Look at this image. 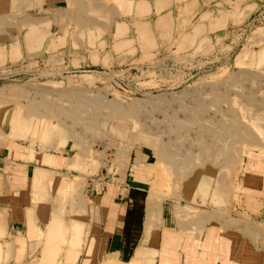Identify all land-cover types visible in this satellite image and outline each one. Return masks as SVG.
Returning <instances> with one entry per match:
<instances>
[{
	"label": "rangeland",
	"instance_id": "obj_1",
	"mask_svg": "<svg viewBox=\"0 0 264 264\" xmlns=\"http://www.w3.org/2000/svg\"><path fill=\"white\" fill-rule=\"evenodd\" d=\"M39 1L0 0V145L82 151L90 174L73 178L83 181L67 190L75 199L92 193L89 175L130 168L135 150L157 168L147 196L162 209L187 203L185 184L216 169L232 184L245 150L264 154V0L134 14L127 0ZM234 188V203L192 202L218 232L229 225L235 240L264 244Z\"/></svg>",
	"mask_w": 264,
	"mask_h": 264
},
{
	"label": "crops",
	"instance_id": "obj_2",
	"mask_svg": "<svg viewBox=\"0 0 264 264\" xmlns=\"http://www.w3.org/2000/svg\"><path fill=\"white\" fill-rule=\"evenodd\" d=\"M199 2L203 0H127L125 7L133 14L149 9L157 13L161 8L177 13L178 7L192 8ZM41 4L42 0L36 5ZM135 153L129 152L128 169L117 173L111 167L89 175L92 193H78L75 199L67 192L79 183L73 178L90 174L82 151L68 145L40 147L6 139L0 145V264H264L262 239L259 245L251 240L253 246L248 247L245 240H235L236 233L229 225L218 232L219 224L213 225L210 215L198 212V204L192 202L223 201L228 205L234 199L237 181L241 200L264 224V154L260 149L243 152L239 175L237 180L233 175L232 184L229 180L219 183L217 169L208 174L207 182L185 184L190 191L187 203L172 209H162L161 201L147 196L154 182L148 184L147 178L155 175L157 168L153 167V172L148 166V153L139 152L137 161ZM199 188L206 190L205 194L194 192ZM157 189L154 193L159 197ZM142 191L141 232L131 256L124 261L126 211L134 197L138 206ZM189 211L196 215H188ZM210 226L204 235L203 228ZM223 237L225 242L220 239Z\"/></svg>",
	"mask_w": 264,
	"mask_h": 264
},
{
	"label": "trees",
	"instance_id": "obj_3",
	"mask_svg": "<svg viewBox=\"0 0 264 264\" xmlns=\"http://www.w3.org/2000/svg\"><path fill=\"white\" fill-rule=\"evenodd\" d=\"M131 195H133L132 192H130V196ZM144 197L145 191H142L139 195L140 202L138 203V206L136 205L134 197L132 206L126 211L122 243V260L124 261L128 260L131 256L141 232Z\"/></svg>",
	"mask_w": 264,
	"mask_h": 264
}]
</instances>
